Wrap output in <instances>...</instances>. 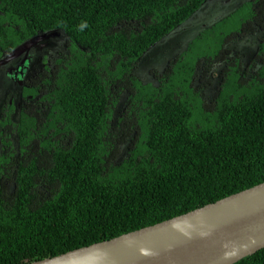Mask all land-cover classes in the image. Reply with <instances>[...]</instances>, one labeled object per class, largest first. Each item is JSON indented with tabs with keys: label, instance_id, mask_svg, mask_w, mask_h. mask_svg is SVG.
I'll return each mask as SVG.
<instances>
[{
	"label": "trees",
	"instance_id": "1",
	"mask_svg": "<svg viewBox=\"0 0 264 264\" xmlns=\"http://www.w3.org/2000/svg\"><path fill=\"white\" fill-rule=\"evenodd\" d=\"M207 1L0 0V57L45 31L67 42L41 59L45 87H25L43 107H12L0 131V264L64 254L264 182V61L249 72L235 55L213 96L194 86L199 59L214 70L229 38L261 36L264 56V0L226 10L154 66L165 70L153 82L137 69ZM235 264H264V248Z\"/></svg>",
	"mask_w": 264,
	"mask_h": 264
},
{
	"label": "water",
	"instance_id": "2",
	"mask_svg": "<svg viewBox=\"0 0 264 264\" xmlns=\"http://www.w3.org/2000/svg\"><path fill=\"white\" fill-rule=\"evenodd\" d=\"M212 3L189 19H201ZM41 36L18 45L16 56L33 50ZM250 46L259 49L258 43ZM263 248L264 182L154 225L29 264H235Z\"/></svg>",
	"mask_w": 264,
	"mask_h": 264
},
{
	"label": "flooded vegetation",
	"instance_id": "3",
	"mask_svg": "<svg viewBox=\"0 0 264 264\" xmlns=\"http://www.w3.org/2000/svg\"><path fill=\"white\" fill-rule=\"evenodd\" d=\"M243 0H208L206 3V6L213 2L211 6L208 7V10H212V15L207 17V19H204V15H202L203 19H197L194 17L192 20L189 19L186 21L184 25H182L179 29H177L176 32H179L180 37L172 39H167V42L161 45L156 46L159 50H165L166 52H169V54L173 53L179 56L181 51L184 50L183 40L184 44H187V39L193 38L197 30H199L198 33H201L202 31L206 30L207 25L209 23H213L221 18H223L225 15L222 13L228 11V9L232 6L238 5ZM250 1V0H246ZM220 2V3H219ZM218 4L220 9L213 10V6ZM229 12V11H228ZM191 20V21H190ZM201 21V22H200ZM208 22V23H207ZM194 30V31H192ZM192 31V32H191ZM186 38L184 39V37ZM261 36H252L247 35L245 37H235L238 42L236 44H233L232 47L229 42L227 41L225 47H224V53L221 56L222 61L214 62L215 69L208 71L207 74H204L202 71L205 70V64L206 59L200 58L198 67L196 68V74L194 76V86L197 88H200L199 90L202 91V94L207 93L208 95H214L215 92L219 89L221 76L223 74L224 69L226 68L227 64H230V62L233 60V57L235 55L241 56V63L245 66V71L247 70L248 66H254L256 68L260 67L261 63L264 61V56H262V53H260L261 45H263V40H260ZM264 37V34H263ZM52 38V41H50ZM49 40H43V43H36V41L33 44V49H35V52L38 51V54L34 52V57L32 59L31 63V69L34 65V69L30 72V78L28 80H22L20 75L15 71L14 66L18 62V57H14V54H11L9 52H5L2 58H0V131H6L7 132V116L10 114V112L13 110L12 107L16 106L17 111H23L26 110L28 105L27 102L32 101L34 108H38L39 110L43 107V104L40 101V95L39 94H26L27 92L25 87H45L44 84H41L42 77L38 75L39 65L41 62V59L43 58L44 54L49 56H57L62 49H65L66 45L64 43H67L66 41L62 40V38L57 35L53 34L52 37L48 38ZM234 39V38H233ZM253 42H257L259 44V49L257 52L253 51L251 49L250 44ZM174 43L176 46V50L174 52L171 51V44ZM63 45V48H61ZM165 46V47H164ZM57 47V48H56ZM154 48L155 50H152L151 52L153 54L148 55L146 58V62L149 61V59L156 53L159 52V50ZM161 48V49H160ZM179 49V51L177 50ZM41 51H44L43 54H41ZM19 53V52H18ZM169 54L165 57L163 64L167 63V60H173L177 59V57L169 56ZM175 55V56H176ZM146 56V55H145ZM202 59V60H201ZM213 59L212 61H214ZM230 60V61H229ZM167 66V65H166ZM165 70L164 68L155 69V67H149L147 74V77L154 81L156 77V72H163ZM205 75L209 76L206 77ZM207 78V80H206ZM204 80H206L208 83H204ZM152 81V82H153ZM148 82V81H145ZM17 84V86H16ZM47 92V91H45ZM43 94V93H42ZM14 115H12V118ZM15 118H13L14 120ZM14 137V136H12ZM2 140L0 139V152L1 154L4 153L2 151ZM13 151V150H12ZM3 155V154H2Z\"/></svg>",
	"mask_w": 264,
	"mask_h": 264
},
{
	"label": "rangeland",
	"instance_id": "4",
	"mask_svg": "<svg viewBox=\"0 0 264 264\" xmlns=\"http://www.w3.org/2000/svg\"><path fill=\"white\" fill-rule=\"evenodd\" d=\"M246 2V1H245ZM244 3V2H243ZM242 8V6L241 7H239V9H241ZM242 11V10H241ZM235 13V12H234ZM234 13H232V14H234ZM232 14H230V15H232ZM212 27V24L211 23H209L208 25H207V27L206 28H211ZM221 28H223V29H225V27H220V29ZM177 30L175 29L173 32H171V34L169 35V37H168V39H172L173 37H175L176 39L177 38H179L180 37V35H179V32H176ZM192 31H194V30H192ZM191 31V32H192ZM199 30H197V32H198ZM228 31V30H227ZM196 32V33H197ZM195 33V34H196ZM195 34H193L194 36H195ZM65 41V40H64ZM183 42V45H184V49H187V45L189 44L190 45V43L189 42H187V44H184V40L182 41ZM228 42H229V44L232 46V47H234L233 46V44H236V42H238L237 41V39H233V38H229V40H228ZM64 45H66L67 46V43H64ZM171 51L172 52H174L175 50H176V46H175V44L174 43H172L171 44ZM235 48V47H234ZM63 50H66V48L65 49H63ZM153 54V53H152ZM169 54V52L168 53H166V52H156L150 59H149V61H148V63H145V60L147 59H145L144 61H141V63L139 64V66L137 67V69H139V74H140V78L143 80V81H153V80H151V79H149L148 77H147V71H146V67H154V66H159L163 61H164V59H165V57L167 56ZM151 55V54H150ZM174 55V57H177L178 55H176V54H173ZM176 55V56H175ZM33 57H34V55L31 53V52H26L25 54H23L20 58H18L19 60H18V62L15 64V66H14V68L13 69H15V71L21 76L20 78L22 79V80H28V78H30V72L34 69V65H33V67H32V69H31V66L30 65H28L27 64V62L29 61V60H32L33 59ZM40 67V66H39ZM148 68H147V70H148ZM256 68V67H255ZM253 69H254V67L253 66H248L247 67V70L246 71H249V72H254L253 71ZM145 70V71H144ZM204 74H207L208 72L207 71H202ZM44 73V67H40L39 68V70H38V75H40V76H42V74ZM18 145V144H17Z\"/></svg>",
	"mask_w": 264,
	"mask_h": 264
},
{
	"label": "clouds",
	"instance_id": "5",
	"mask_svg": "<svg viewBox=\"0 0 264 264\" xmlns=\"http://www.w3.org/2000/svg\"><path fill=\"white\" fill-rule=\"evenodd\" d=\"M54 31L57 33V35H59V36L62 38V40H65V38H63V37H64L63 33L60 32V30L55 29V30L45 31V32H47V33H45V32H43V33H41V34L39 33V35H42V36H41L39 39L36 40V43H43V40H49L48 38L52 37L53 34H56V33H53ZM45 35H47V36H45ZM43 36H44V37H43ZM26 40H27V39H26ZM24 41H25V40H24ZM24 41H23V42H24ZM50 41H52V38H51ZM255 43H257V42H255ZM19 45H20V44H19ZM14 49H15V48H14ZM14 49H13V50H14ZM13 50L9 51V53L14 54V55H15L14 57H18V56H16V55L19 54V53H14ZM33 50L35 51V49H33ZM31 51H32V50H31ZM31 51H30V52H31ZM4 54H5V53H3L2 56H1L0 58H2ZM21 56H22V55H21ZM21 56H19V58H20ZM144 57H146V56H144ZM145 59H146V58H145ZM145 59H143V61H144ZM31 63H32V60H29V61L27 62V64L30 65V66H31ZM145 63H148V62H146V60H145ZM147 68H148V67H146L145 69H146V71L148 72ZM148 69H149V68H148ZM144 71H145V70H144ZM16 86H17V84H16Z\"/></svg>",
	"mask_w": 264,
	"mask_h": 264
},
{
	"label": "crops",
	"instance_id": "6",
	"mask_svg": "<svg viewBox=\"0 0 264 264\" xmlns=\"http://www.w3.org/2000/svg\"><path fill=\"white\" fill-rule=\"evenodd\" d=\"M246 0H243L238 6L240 7V5H242L243 4V2H245ZM247 2V1H246ZM205 6H206V4H205ZM204 6V7H205ZM215 8H213V10H214ZM212 10H205L203 13H201V16L202 15H204V19L206 20L207 19V17H209V16H211L212 15ZM224 15V14H223ZM198 19V18H197ZM212 24V26L215 24V23H211ZM195 37V36H194ZM194 37L193 38H188L187 40H192L193 41V39H194ZM186 38V36L184 37V39Z\"/></svg>",
	"mask_w": 264,
	"mask_h": 264
}]
</instances>
